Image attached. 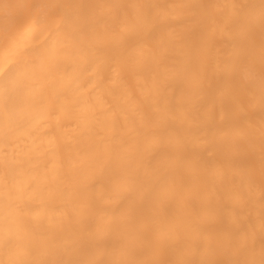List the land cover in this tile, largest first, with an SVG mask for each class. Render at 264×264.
Returning <instances> with one entry per match:
<instances>
[{
	"label": "bare ground",
	"instance_id": "bare-ground-1",
	"mask_svg": "<svg viewBox=\"0 0 264 264\" xmlns=\"http://www.w3.org/2000/svg\"><path fill=\"white\" fill-rule=\"evenodd\" d=\"M0 264H264V0H0Z\"/></svg>",
	"mask_w": 264,
	"mask_h": 264
}]
</instances>
